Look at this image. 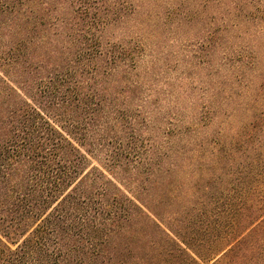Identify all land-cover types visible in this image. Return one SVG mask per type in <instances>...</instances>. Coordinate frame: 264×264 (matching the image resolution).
I'll return each instance as SVG.
<instances>
[{"label": "trees", "instance_id": "obj_1", "mask_svg": "<svg viewBox=\"0 0 264 264\" xmlns=\"http://www.w3.org/2000/svg\"><path fill=\"white\" fill-rule=\"evenodd\" d=\"M134 6L0 0V264H264V0H207L191 120L106 37Z\"/></svg>", "mask_w": 264, "mask_h": 264}, {"label": "rangeland", "instance_id": "obj_2", "mask_svg": "<svg viewBox=\"0 0 264 264\" xmlns=\"http://www.w3.org/2000/svg\"><path fill=\"white\" fill-rule=\"evenodd\" d=\"M151 1L129 0L135 5L134 14L112 26L106 37L143 46L141 65L154 82L151 100L183 112L184 120L197 112L207 117V87L219 90V99L233 88L231 82H224V71L207 74V0H154L156 6H150ZM214 16L218 21L219 16ZM181 177L177 174L176 181L181 182Z\"/></svg>", "mask_w": 264, "mask_h": 264}]
</instances>
